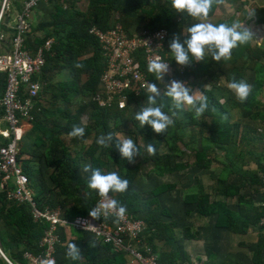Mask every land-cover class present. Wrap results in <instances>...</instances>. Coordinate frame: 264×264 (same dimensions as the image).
<instances>
[{
  "label": "trees",
  "instance_id": "trees-1",
  "mask_svg": "<svg viewBox=\"0 0 264 264\" xmlns=\"http://www.w3.org/2000/svg\"><path fill=\"white\" fill-rule=\"evenodd\" d=\"M25 2L11 0L12 12L21 13ZM254 11L260 12L259 21L264 23V6ZM31 15L37 18L24 37L23 49L34 51L53 40L34 76L43 85L32 108L33 127L18 142L17 161L23 163L36 206L59 208L70 221L88 215L97 198L108 194L116 208L144 222L138 249L148 247L161 264H176L177 254L157 248L158 242L177 237L171 233L177 222L160 201L176 184H159L156 178L192 165L208 169L212 161L220 163V152L234 165L238 152L252 153L247 145L263 146L262 138L252 136L251 126L257 119L264 124V113L258 110L263 106L259 96L264 88V41L253 43L235 26L233 16L222 19L214 0H40ZM116 24L129 37L140 31H167L161 55L168 68L149 69L143 52H136L151 87L140 95L129 94L124 109L116 104L101 108L94 98L106 61L99 40L89 31L105 32ZM0 32L7 35L0 45L8 44L10 51L14 30L4 20ZM64 71L69 78L51 84ZM4 78L0 73V97ZM173 82L177 89H164ZM225 83L239 88L240 96L231 94ZM3 114L1 110L0 128ZM233 114L244 121L231 122ZM9 141L0 135V147ZM258 177L262 185V175ZM224 187L216 193L230 197L239 192L235 180ZM11 189L0 176L4 228L0 248L12 264H30L26 254L44 256L40 242L48 224L35 221L29 205L9 200ZM209 198L197 184L183 195L182 207L187 214L213 215L216 229L233 234H244L264 216V208L257 217L248 214V203L243 211L231 213ZM57 233L55 264L126 263L127 256L109 244L103 246L111 258L98 257L97 242L87 232L58 226ZM181 233L184 238L196 237L185 227ZM0 264L8 263L0 257Z\"/></svg>",
  "mask_w": 264,
  "mask_h": 264
},
{
  "label": "built area",
  "instance_id": "built-area-1",
  "mask_svg": "<svg viewBox=\"0 0 264 264\" xmlns=\"http://www.w3.org/2000/svg\"><path fill=\"white\" fill-rule=\"evenodd\" d=\"M39 1L26 0L23 11L17 14L10 26L14 30L10 39V51L0 54V73L5 76L0 111L4 112L1 122L6 124V128L0 129V135L10 139L7 145L0 147L2 184L12 186L7 192L9 200L29 205L33 219L48 224L40 242L45 250L44 256L26 254L25 257L30 264H55L53 253L55 245L59 242L57 230L58 226H62L87 232L96 242L111 245L115 252H121L129 257L130 264H161L157 254L150 248L147 247L144 251L138 249L142 244L144 222L116 208L113 198L108 194H101L97 198L88 215L75 217L70 221L63 217L59 208L39 209L35 204L33 188L23 172L21 163L17 161V156L21 137L20 125L22 121L30 124L33 122L32 108L43 85L39 80H35L34 76L43 67L45 54L53 43L52 39H47L34 51L23 49L24 37L30 30L31 10ZM6 2L7 0H3L0 9V22L6 13ZM89 32L99 40L106 61L94 95L101 108L116 104L118 109H124L129 94L140 95L151 87L147 75L139 67L136 52H143L145 64L149 69L162 70L169 66L161 55L167 36L165 29L153 32L140 31L129 37L116 24L105 32L97 28H91ZM4 40V34L0 33V42ZM169 88L168 85L164 86L166 90ZM261 181L264 186V175ZM261 223L263 224V221ZM0 254L8 264H12L5 258L1 249Z\"/></svg>",
  "mask_w": 264,
  "mask_h": 264
},
{
  "label": "crops",
  "instance_id": "crops-1",
  "mask_svg": "<svg viewBox=\"0 0 264 264\" xmlns=\"http://www.w3.org/2000/svg\"><path fill=\"white\" fill-rule=\"evenodd\" d=\"M214 1L216 2L218 13L222 19L233 16L235 26H238L250 35L253 43L259 45L264 41V23L259 21L261 14L260 12L254 11L264 6V0ZM35 17H33L34 20ZM33 18L31 16L30 24L33 22ZM201 23L205 24L206 21L202 20ZM247 26L252 30V33L245 28ZM6 47L9 50V47ZM54 77L51 84L69 78L66 71ZM172 84L170 89H177V85L173 86ZM224 87L235 96H240L241 94L240 89L233 85L225 83ZM259 99L263 103V106L258 110L264 113V88ZM220 100L224 102L223 98H220ZM185 107L187 106L185 105ZM233 115L231 122L244 121L237 115ZM58 120L64 123L62 119ZM32 127V124L22 121L20 125L22 137L25 138ZM4 128H6V124L1 122L0 129ZM251 128H253L251 129V134L252 136H256L257 140H260L261 136L264 137V127L262 126L261 120L257 119ZM252 145L257 150L253 149L250 155L245 154V156L244 151L240 152V155L238 152V157L235 159L234 165L231 163L232 158L230 161L227 158H222V153L220 152V163L212 161L208 169L192 165L190 168L181 172L170 175L165 174L156 178L159 184H176V188L169 193L163 194L160 201L162 207L171 212L177 222V228L171 230V233L177 237L166 240V242L160 241L157 244L159 251L166 252V254L175 253L178 255L179 260H176V264H264V216L255 225H250L244 234H233L222 229H216L214 227L215 217L213 215L211 217H199L196 213L187 214L186 209L182 207L183 195H180V192L184 188L190 187V190L193 191L195 186L199 184L210 195L209 200L221 202L224 210L231 213H238L241 210L243 211L246 205L245 203H248L249 205L246 207V209H250L248 214L257 217L264 208V186L259 183L258 177V175H264L261 172L264 171V150L262 144L259 142ZM24 159L29 160L28 157H24ZM29 165L36 167L34 163H29ZM246 173L250 175L247 176ZM170 176H174V180H167ZM251 176H257L258 179L252 180L250 178ZM233 178L236 181L237 187H239L237 195L225 197L221 195L222 192L219 194L216 193L218 188L224 189L225 185L232 183L234 181ZM145 182L147 181L143 182L144 185ZM240 198H243L241 202ZM246 211L244 210V213H247ZM261 221H263V224ZM183 227L189 231V234L195 235L196 237L184 238L181 233ZM65 232L68 235L70 233L68 229ZM95 244L98 257L111 258L112 255L106 252L103 244L99 242ZM164 244L166 245L164 246ZM169 258L173 260V257ZM81 261H84L83 258H81ZM125 262V264H130V258L126 257Z\"/></svg>",
  "mask_w": 264,
  "mask_h": 264
},
{
  "label": "rangeland",
  "instance_id": "rangeland-1",
  "mask_svg": "<svg viewBox=\"0 0 264 264\" xmlns=\"http://www.w3.org/2000/svg\"><path fill=\"white\" fill-rule=\"evenodd\" d=\"M2 3H3V0H0V9H1V6H2ZM10 3H11V0H7V2H6V8L7 9H5V11H6V13H5V11H4V13H5V15H3V17H2V19H1V22L0 23H2V22H4V20H5V22L7 23V26H11L12 24H13V21L15 20V18H16V16H17V14H15L14 12H12V7H11V5H10ZM6 19H9L8 21H6ZM9 22V23H8ZM245 28H247V30H250V32L252 33V30L247 26V27H245ZM248 32V31H247ZM0 33H2V32H0ZM2 34H4V33H2ZM5 35V39H7V35L6 34H4ZM253 41V40H252ZM6 46H8V44L7 45H0V54H2V53H5V52H8L7 50H8V48L6 47ZM173 86H175L176 84L173 82V84H172ZM169 86V85H168ZM170 87V86H169ZM149 109H151V108H149ZM87 120V119H86ZM262 126L264 127V125L262 124ZM261 138L263 139V142H264V137H262L261 136ZM247 150H253L254 148H253V145H247L246 147H245ZM263 150H264V144H263ZM254 150H257V148H255ZM186 160L187 158H183L182 160ZM187 176V175H186ZM185 176V177H186ZM174 176H170V178H168L167 180H174ZM182 178H184V177H182ZM192 179V178H191ZM187 192H190V187L188 188V187H186V188H184L181 192H180V195H184L185 193H187ZM3 230H4V228H3V226H1L0 225V237H1V239L2 240H4V232H3ZM1 249V248H0ZM2 251V250H1ZM3 253V252H2ZM5 256V255H4ZM0 257L5 261V259L1 256V254H0ZM5 258L8 260V258L5 256ZM7 262V261H6Z\"/></svg>",
  "mask_w": 264,
  "mask_h": 264
}]
</instances>
